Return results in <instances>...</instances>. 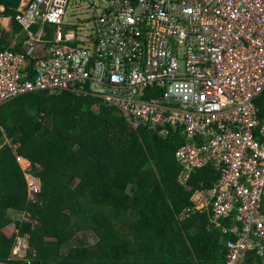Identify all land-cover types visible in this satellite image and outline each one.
I'll use <instances>...</instances> for the list:
<instances>
[{
	"label": "built area",
	"instance_id": "obj_1",
	"mask_svg": "<svg viewBox=\"0 0 264 264\" xmlns=\"http://www.w3.org/2000/svg\"><path fill=\"white\" fill-rule=\"evenodd\" d=\"M69 1H21L15 20L27 37L0 49V108L35 92H71L117 109L134 130L179 135L182 186L198 168L219 174L193 201L235 235L225 264L264 257V0H105L95 39L64 26ZM17 161L33 199L41 180ZM18 239L13 255L23 258L28 245Z\"/></svg>",
	"mask_w": 264,
	"mask_h": 264
},
{
	"label": "trees",
	"instance_id": "obj_2",
	"mask_svg": "<svg viewBox=\"0 0 264 264\" xmlns=\"http://www.w3.org/2000/svg\"><path fill=\"white\" fill-rule=\"evenodd\" d=\"M21 1L0 0L12 36L23 31L15 20ZM10 34L1 33L0 49L22 46L13 47ZM257 105L264 119V95ZM0 143V264H225L235 235L193 201L219 174L212 165L198 168L182 186L179 135L134 130L96 97L35 92L0 108ZM17 156L41 180L33 199ZM13 223L16 231L8 228ZM87 230L99 237L94 248L62 252L63 233ZM18 238L27 240L23 258L13 255ZM244 264H264V257L250 253Z\"/></svg>",
	"mask_w": 264,
	"mask_h": 264
},
{
	"label": "rangeland",
	"instance_id": "obj_3",
	"mask_svg": "<svg viewBox=\"0 0 264 264\" xmlns=\"http://www.w3.org/2000/svg\"><path fill=\"white\" fill-rule=\"evenodd\" d=\"M105 6V0H70L66 10V16L64 18V26L77 32L81 30L80 35H82L84 39H86V37L88 39H95L96 37L93 18L99 15ZM7 142L8 140L5 138L4 143L6 144ZM4 143H0V147L4 146ZM22 164L23 166L28 165L27 161L22 162ZM8 228L11 231H16L14 223ZM61 236V239L64 240V246L62 249L63 253H67L70 247L94 248L99 240L98 235L92 230L79 232L71 238H67L66 234L64 233ZM24 240L27 243V240ZM17 243L19 244L18 241ZM18 244H16L14 254L18 251Z\"/></svg>",
	"mask_w": 264,
	"mask_h": 264
},
{
	"label": "crops",
	"instance_id": "obj_4",
	"mask_svg": "<svg viewBox=\"0 0 264 264\" xmlns=\"http://www.w3.org/2000/svg\"><path fill=\"white\" fill-rule=\"evenodd\" d=\"M1 8H4L3 6H0V12H3ZM5 9V8H4ZM0 22L2 26L1 33H4V35L8 36L10 32L13 30V24H12V18L9 16H0ZM12 36V34H10ZM27 33L23 29V31L18 32V34H13L12 40L10 43L14 47L19 42H22L26 39Z\"/></svg>",
	"mask_w": 264,
	"mask_h": 264
},
{
	"label": "clouds",
	"instance_id": "obj_5",
	"mask_svg": "<svg viewBox=\"0 0 264 264\" xmlns=\"http://www.w3.org/2000/svg\"><path fill=\"white\" fill-rule=\"evenodd\" d=\"M29 161V160H28ZM30 162V161H29ZM31 163V162H30Z\"/></svg>",
	"mask_w": 264,
	"mask_h": 264
},
{
	"label": "water",
	"instance_id": "obj_6",
	"mask_svg": "<svg viewBox=\"0 0 264 264\" xmlns=\"http://www.w3.org/2000/svg\"><path fill=\"white\" fill-rule=\"evenodd\" d=\"M41 182V181H40Z\"/></svg>",
	"mask_w": 264,
	"mask_h": 264
}]
</instances>
